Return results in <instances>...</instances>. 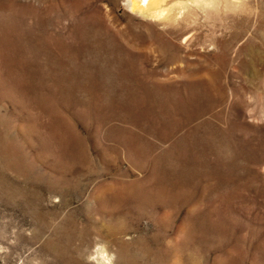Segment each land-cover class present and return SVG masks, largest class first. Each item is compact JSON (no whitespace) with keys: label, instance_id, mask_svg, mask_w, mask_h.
Returning a JSON list of instances; mask_svg holds the SVG:
<instances>
[{"label":"rangeland","instance_id":"374dc122","mask_svg":"<svg viewBox=\"0 0 264 264\" xmlns=\"http://www.w3.org/2000/svg\"><path fill=\"white\" fill-rule=\"evenodd\" d=\"M204 1L0 0V264H264V0Z\"/></svg>","mask_w":264,"mask_h":264},{"label":"bare ground","instance_id":"6f19581e","mask_svg":"<svg viewBox=\"0 0 264 264\" xmlns=\"http://www.w3.org/2000/svg\"><path fill=\"white\" fill-rule=\"evenodd\" d=\"M127 1L130 3L132 10H138L143 13H148L156 17L160 16L162 18H165L166 15L168 14L167 10L163 7V3H162L165 0H127ZM231 1H233V3H235L236 5H238L241 2V0H231ZM214 4H215V0L204 1L205 6H215ZM185 6H186L185 4H182V8ZM182 15H186V14H183V11L180 9L178 16H182ZM193 36H194L193 29H189L183 33L181 40L183 43H190L193 40ZM101 257H102L101 258L102 262L104 264H110L111 259L110 257H108L107 254L103 253Z\"/></svg>","mask_w":264,"mask_h":264}]
</instances>
